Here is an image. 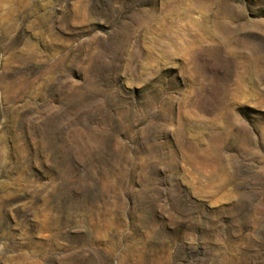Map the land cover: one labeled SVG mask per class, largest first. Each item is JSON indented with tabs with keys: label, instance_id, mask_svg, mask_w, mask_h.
Wrapping results in <instances>:
<instances>
[{
	"label": "rangeland",
	"instance_id": "obj_1",
	"mask_svg": "<svg viewBox=\"0 0 264 264\" xmlns=\"http://www.w3.org/2000/svg\"><path fill=\"white\" fill-rule=\"evenodd\" d=\"M0 264H264V0H0Z\"/></svg>",
	"mask_w": 264,
	"mask_h": 264
}]
</instances>
